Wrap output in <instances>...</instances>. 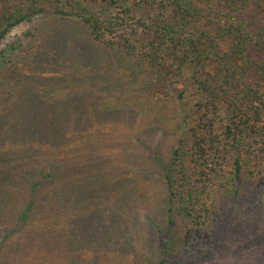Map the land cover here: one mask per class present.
I'll use <instances>...</instances> for the list:
<instances>
[{
  "label": "rangeland",
  "instance_id": "1",
  "mask_svg": "<svg viewBox=\"0 0 264 264\" xmlns=\"http://www.w3.org/2000/svg\"><path fill=\"white\" fill-rule=\"evenodd\" d=\"M124 61L132 65L93 42L75 18L33 16L0 44V133L17 131L12 121H30L27 94L42 96L40 104L74 112L70 121L53 118L43 129L72 136V161L91 165L69 170L49 192L56 199L43 204V214L20 226V210L28 207V184L20 182L26 171L0 168V264L158 263L157 231L168 226L162 167L195 120V90L184 77L155 91L134 66L132 72L120 68ZM80 78L96 80L84 89V100L71 93ZM214 196L206 230L219 247L208 264L264 256V178L242 176Z\"/></svg>",
  "mask_w": 264,
  "mask_h": 264
},
{
  "label": "trees",
  "instance_id": "2",
  "mask_svg": "<svg viewBox=\"0 0 264 264\" xmlns=\"http://www.w3.org/2000/svg\"><path fill=\"white\" fill-rule=\"evenodd\" d=\"M85 4L0 0V44L33 16L75 18L93 42L132 62L124 61L120 68L132 72L134 66L155 91L184 77L190 81L196 96L195 120L162 167L168 226L157 231V264H208L219 247L206 230L214 214V194L236 187L242 176L264 178V0H87ZM92 68L100 70L97 61ZM84 79L71 91L81 100L84 89L96 83ZM52 85L49 81L45 87ZM27 97L30 121H12L17 131L9 136L0 133V168L26 171L20 182L28 184V207L20 210L16 226L34 213L42 215L45 202L56 199L49 192L77 165L72 161L73 137L58 134L57 127H42L53 118L70 121L74 112L50 108L54 106L50 102L40 104L42 96ZM154 106L160 114V105ZM13 112L18 114V109ZM59 142L62 147L56 146ZM90 167L84 162L77 165L82 170ZM115 182L124 189L132 186ZM235 264H264V256Z\"/></svg>",
  "mask_w": 264,
  "mask_h": 264
}]
</instances>
